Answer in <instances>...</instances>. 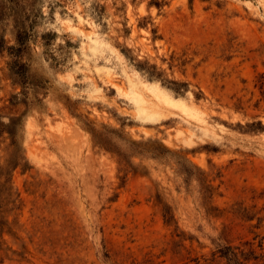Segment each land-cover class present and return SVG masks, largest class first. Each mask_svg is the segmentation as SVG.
Masks as SVG:
<instances>
[{"label": "rangeland", "instance_id": "1", "mask_svg": "<svg viewBox=\"0 0 264 264\" xmlns=\"http://www.w3.org/2000/svg\"><path fill=\"white\" fill-rule=\"evenodd\" d=\"M0 33L24 40V79L0 55V107L22 114L26 160L0 264H227L225 244L264 264V0H0ZM84 123L170 152L125 174Z\"/></svg>", "mask_w": 264, "mask_h": 264}, {"label": "trees", "instance_id": "2", "mask_svg": "<svg viewBox=\"0 0 264 264\" xmlns=\"http://www.w3.org/2000/svg\"><path fill=\"white\" fill-rule=\"evenodd\" d=\"M23 46L24 40L20 36L16 38V44L9 45L4 35L0 33V55L5 52L10 57L7 66L17 79L25 78V64L22 62V55L24 52ZM149 74L152 77L154 72L149 70ZM20 81L22 84L25 82L23 80ZM171 83L174 84L175 82ZM171 88L176 93H180L178 86H171ZM12 105L13 104L10 103L9 105L0 107V240L4 231H10L6 213L8 211V204L12 202L11 173L17 167H20L22 170L26 168L23 148L21 144H19L17 138L18 131L22 127V114L13 112V108L10 107ZM4 112H6L7 115H3L2 113ZM84 127L89 132L95 146L110 152L118 158V162L121 164V170H123L125 174L129 171H132V173L137 172L138 165H134L131 159L134 154L141 155L145 153L153 158H165L170 152L166 146L155 140H126L120 135V132L109 129L105 125H102L101 128H95L90 124L84 123ZM254 129H264V126L258 122L254 126ZM115 138L124 141L125 149L115 142ZM6 140H8L7 143H5ZM1 152H4V154H1ZM177 161L180 165V169L187 177L194 175L195 171L193 169L197 170L198 179L201 181V187L205 193L204 199L208 203L213 195L214 187L210 184L209 180L206 179L203 171L191 164L187 158H180ZM162 217L166 225L174 224L175 228L177 227V225H175L173 213L167 204L162 205ZM259 246L262 248V242H260ZM213 255L223 258L227 264H245L250 259L258 260L261 259L260 257L262 256L256 254L252 248L244 250L230 244L217 246Z\"/></svg>", "mask_w": 264, "mask_h": 264}, {"label": "bare ground", "instance_id": "3", "mask_svg": "<svg viewBox=\"0 0 264 264\" xmlns=\"http://www.w3.org/2000/svg\"><path fill=\"white\" fill-rule=\"evenodd\" d=\"M149 89L153 92L154 95H156L157 97L162 98L165 103L171 104L173 106H179V107H183L184 108V101L183 99L179 98V97H171L169 94H167L166 92H164L160 87H158L156 85V83L150 82L149 83ZM135 100L136 102H141V98L139 97V95L137 94V92H135Z\"/></svg>", "mask_w": 264, "mask_h": 264}]
</instances>
